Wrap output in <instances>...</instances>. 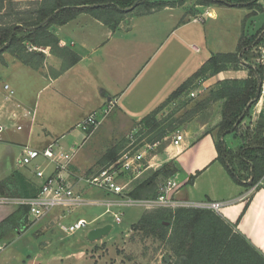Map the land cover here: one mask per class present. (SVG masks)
I'll return each instance as SVG.
<instances>
[{
    "label": "crops",
    "instance_id": "0c3cea01",
    "mask_svg": "<svg viewBox=\"0 0 264 264\" xmlns=\"http://www.w3.org/2000/svg\"><path fill=\"white\" fill-rule=\"evenodd\" d=\"M212 5L208 8L203 7V11L196 15L202 16V19L197 22L205 24L206 17L211 18L212 21L216 20L219 11ZM223 5L246 7L249 13L260 11V7L257 8L259 0L253 9L247 6ZM179 9L165 6L150 14L130 17L126 28L122 29V25L120 26L122 30L119 27L112 31L88 13L81 14L87 16L86 21L90 25L98 26L93 33L88 30L87 25L74 23L80 14L65 24L57 25L54 32L59 37V44L78 51L80 59L56 77L51 76L47 69L36 70L15 61L9 55H1L3 61L0 63L2 72L0 79V182L6 183L0 188V194L11 197L23 196L26 182L38 187L39 180L34 175L33 166L21 163L23 147L29 145L41 149L52 141H57L69 150H75L68 180L78 191V186H82L78 177L96 173L104 164L100 162L103 155L111 150V147L107 148V145L112 142L117 143L115 147L117 150L120 147L118 144L120 138L114 140L112 137L110 140L111 137H109L107 143L100 146L101 150L98 153L89 152L86 155L82 153L81 146H78V150L75 148L78 142L71 132L72 128L92 111L103 109L111 99L116 102L110 114L117 109L121 116V119L118 118L113 123L115 127H121L129 122L131 125H136L134 129L136 134L139 133L141 120L161 105L209 58L206 55L201 57L198 55L195 64L188 60L190 72L179 81L171 78L169 72L170 62L167 63V60L173 55H163L160 63L149 66V61L154 55H147L145 52L148 46L153 44L155 35L151 32L140 35L139 32L142 27L145 31L148 30L147 24L143 23L156 14L161 16L163 25L174 21L167 34L175 36L177 34L175 46L189 45L195 53L200 51L193 41L199 37L204 40L205 35L200 28L195 29L189 26L190 23H197L192 21L196 16L186 19ZM205 12H208L209 16H206ZM175 19H177L176 23ZM187 26L190 27L188 31L181 30L188 28ZM263 32L264 29L259 36ZM252 34L254 32L251 34L242 32L240 37L243 35L247 39ZM143 37L144 40H142ZM237 47L238 44L234 51ZM174 52L178 53L175 49ZM186 64L187 60L183 59L181 66L179 65L180 67L176 69L178 71L175 70L176 74L174 72L172 75L180 74L186 68ZM247 76L248 68L244 65L234 69L227 68L201 81V88L197 91H203V94L216 81L224 78H246ZM5 85L8 87L6 88ZM214 104L218 106L214 123L216 125L220 119L221 101ZM168 107L169 105L165 106L164 110ZM55 108L62 110V115L57 118L52 117ZM75 112L76 119H74ZM108 116L101 120L92 133L100 129ZM18 126L21 128L19 129ZM205 126L206 122H203L192 134L189 130L184 132V138L177 146L170 142L161 151L155 153L149 151L144 158L141 172H133L128 182L126 181L128 193L134 185H142L163 164L173 161L176 172L167 178L177 177L176 180L180 181V183L177 181L180 184L177 194L191 200L229 201L219 207L218 214L264 253V185L251 192L250 186L238 183L225 163L217 158L216 138L212 132L204 130ZM225 136L220 139L223 140ZM239 144L240 142L236 143L232 148L227 145L226 147L233 149ZM118 153L117 150L116 155ZM157 180L162 182L159 176L156 177L155 181ZM188 182H191L189 191H181ZM106 195L104 192V196ZM18 208L19 206L13 204H0V223L9 216L17 215ZM14 220L15 225L23 221L22 217ZM14 229H12L13 233H18V229ZM9 231L11 230L7 232ZM4 249L5 247L0 254Z\"/></svg>",
    "mask_w": 264,
    "mask_h": 264
},
{
    "label": "trees",
    "instance_id": "16d2710c",
    "mask_svg": "<svg viewBox=\"0 0 264 264\" xmlns=\"http://www.w3.org/2000/svg\"><path fill=\"white\" fill-rule=\"evenodd\" d=\"M17 1L0 0V12L7 10L6 15H0V54L8 50L14 53L22 64L44 71L43 61L46 55L41 49L34 47H48L51 54L62 59L59 71L53 74L49 72L51 76L56 77L75 64L80 56L74 49L59 44L60 40L52 29L53 25L65 24L81 13H88L114 31L119 28L126 15L127 17L146 15L168 5L183 4L186 0H30L32 6L28 9L19 8L18 3H15ZM199 1L202 5L231 4L253 9L258 0ZM135 2L137 4L132 10H126ZM93 4L99 5L82 7ZM4 17L7 19L4 20ZM263 29L264 25L247 39L242 35L236 51L210 56L161 105L141 120L145 126L157 132L152 142L162 140L167 133L178 129L175 125L170 127L175 120L171 121L172 124L170 122L160 126L162 123L158 122L157 115L165 106L174 103L176 99H181L183 95L190 96L192 89L198 87V80L203 81L219 71L244 65L248 68L246 78H224L216 81L201 100L196 101L191 108H185L183 117L178 118L184 120L186 114L194 115L208 104L221 101L220 119L215 125L217 134L225 136L232 133L235 136L239 133L240 144L231 149L224 145L223 140L216 138L217 158L225 163L238 183L253 186L262 182L258 187L264 185V115L258 117L251 131L250 123L244 126L245 118L258 100L256 98L262 67L255 65L254 60L257 56L256 47L264 40V32L259 36ZM27 45L32 49L27 50ZM185 120H188V117ZM116 153L117 150L112 148L103 155L100 162L105 164L115 161L118 157ZM175 172V164L168 161L154 171L142 185H135L129 194L135 197L155 196L160 184L158 182L160 180L155 181L156 177H161L163 182ZM5 183L1 181L0 188L4 187ZM37 191V185H29L26 182L23 196L34 195ZM27 211L25 206H20L17 215L4 219L0 223V238L15 227L14 219H20ZM163 221L170 222V228L163 225ZM133 227L144 230L147 235H152L160 228L162 233L159 237L166 238L170 246L173 258L170 264H264V253L226 219L210 209L178 208L172 211L166 208L148 209Z\"/></svg>",
    "mask_w": 264,
    "mask_h": 264
},
{
    "label": "rangeland",
    "instance_id": "374dc122",
    "mask_svg": "<svg viewBox=\"0 0 264 264\" xmlns=\"http://www.w3.org/2000/svg\"><path fill=\"white\" fill-rule=\"evenodd\" d=\"M15 3H18V6H20L19 8L22 9H24V7L28 9L32 6L30 0H18ZM199 3V0H186L183 4L177 3L174 6L168 5V7L180 8L179 11L185 15L186 19H190L199 14V12H202L203 7H209V5H202ZM212 6L219 11L216 20L212 21L211 18L206 17L204 19L205 24H203V22L189 24L191 28H200L205 35L204 40L199 37L193 41L194 44L200 48V51L197 53L191 50L189 45L182 47L175 46L174 43L177 34L176 36L168 35L174 21L163 25L161 16H157V14L156 16L148 18V20L143 23L144 25L147 24L148 30L145 31V28L142 27L139 33L141 35L145 32H151L152 35L153 33L155 35L153 37V44L149 45L145 52L147 55H154L152 60L149 61V66H156L160 63L163 55H173L167 60V63L170 62L169 72L171 78H174L176 81L183 80L191 69L188 65V60L195 64L199 57L198 55H200V57L203 55L210 57L219 52L234 51L242 32L244 34L255 33L258 31V28L264 25V0H259V6H257V8L260 7V11H256L255 13H249L246 7L224 6L223 4H213ZM262 7L263 10H261ZM0 13H2L0 15L4 16L7 14V10H2ZM206 16H209V14ZM86 17L87 16L80 14L74 23H79L80 25L83 23L84 26L87 25L88 30L93 33V30L97 29L98 26L90 25L86 21V19H88ZM130 17L131 16L127 17L126 15L120 22L119 27L122 25V29L126 28ZM6 19L7 17H4V20ZM176 22L177 19H175V23ZM121 27L120 30H122ZM190 27H185V29L181 30L188 31ZM56 28L57 25L52 26L53 31L56 30ZM85 28L87 29V27ZM99 28L102 29L101 27ZM142 40H144V37ZM26 48L27 50L32 49L29 45H27ZM34 48L38 50L41 49L46 55L43 61V69H47L51 74L59 71L62 63L60 57L51 54L48 47ZM173 48L178 51V53H175ZM0 55H9L13 57L15 61L21 63V60L8 50L2 52ZM183 59L187 60L186 68L181 71L180 74L172 75L177 67L179 65L181 66ZM2 61L3 58L0 59V63ZM177 71L178 70H176V72ZM1 76L0 64V79ZM192 91L195 92L194 96L183 95L181 99L174 100V103H171L166 110L163 108L158 113V122L162 123L160 126H165L172 120H175L176 122L170 127L175 125L177 128L181 129L183 133L189 130L192 134L200 123L206 122L204 130L212 132L215 138L220 139V136L217 134V128L214 125L217 116L216 109H218L216 104L213 105V103H210L197 111L194 115L186 114L188 120H185L186 118H184V120H179L178 117H183L185 108H191L196 101L201 100L207 93L205 92V94H202L203 91L198 92L196 88H193ZM110 112L107 114L109 116L104 120L100 129L94 133L88 135L82 131V129L76 127V125L72 128L73 130L71 129L72 134L76 136L75 139L78 142L77 145H75L76 149L78 146H81L80 149H82V153L84 152L86 155H88L89 152L98 153L101 150L100 146L106 144L109 137H111L110 140L114 137V140L115 138L116 140L120 138L118 141L120 147L117 149L119 152L117 156H119L120 153L128 147L132 140V135L134 136L135 149H139V147L140 149H144L147 145H150L152 148H148V151L155 153L165 148L172 140L173 131L167 133L162 140L152 142V138L156 136L157 132L151 130L150 127L146 128L143 122L140 124L141 128L137 134L134 129L136 125H131L129 122L123 124L121 127H115L113 123H115L118 118L121 119V116L117 109L111 114ZM60 115H62V110L55 108L52 117L57 118ZM260 115H264V98L262 102H255L252 106L250 114L244 120V126L250 123L249 125L251 128H249V130L251 131L252 127H255L256 121ZM75 116L76 112L74 113V117ZM74 119H76V117ZM170 124H172V122ZM66 134L68 135L69 131ZM223 140L225 146L227 145L232 148L233 145L240 142V134L238 133L235 136L226 135ZM154 143L155 145L153 146ZM116 144L117 143L113 144L112 142V144L107 145V148L108 146L111 147V149L115 148ZM64 148L69 150L68 147L64 146ZM111 162L114 161H109L108 163ZM108 163L103 164L102 167ZM130 177V174H122L120 180L128 182ZM177 181L180 183L178 179ZM80 183L82 186H78V192L80 191L81 193H79L82 196H104L102 190L87 186L82 182ZM190 184L191 182L186 183L183 188H181V191H189ZM251 187L252 186H250V189ZM145 192L146 190H144V193ZM191 196L192 194L190 192V197ZM145 211L146 210L140 206L124 207L121 210V222H115L110 213L104 214V209L101 207L83 206L77 207L69 212H63L61 209L55 208L38 220H35L28 212H24L22 215L23 221L19 225H15V229L12 228L14 230L18 229V233H13V230L10 229L11 231L6 232L5 235L0 238V244L5 247L4 251L0 254V264H170L172 258L169 249L170 246L167 244L166 238L162 239L159 237L162 233L161 229H156L152 235H147L144 230L135 229L133 227ZM97 216L99 217L92 221L87 228L77 230L73 233L65 230L68 225L72 224L80 217L92 220ZM106 223L112 225V229L108 234L93 241L87 239V231L89 229L102 226ZM162 224L165 226L167 225L168 228H170L171 225L168 221H163Z\"/></svg>",
    "mask_w": 264,
    "mask_h": 264
},
{
    "label": "built area",
    "instance_id": "2783aa9c",
    "mask_svg": "<svg viewBox=\"0 0 264 264\" xmlns=\"http://www.w3.org/2000/svg\"><path fill=\"white\" fill-rule=\"evenodd\" d=\"M205 14H209L205 12ZM202 16H196L192 21L197 22ZM257 56L255 65L261 66L262 71L259 78V97L256 103L262 102L264 98V40L256 47ZM198 87L201 88V81L198 80ZM7 88L8 85H5ZM195 92L191 91L190 96ZM115 100L111 99L101 110L92 111L86 115L76 127L82 129L88 135L91 134L100 124L101 120L113 109ZM20 129L21 126H18ZM184 138L181 129L173 132L171 144L177 146ZM131 142L128 147L120 153L117 160L100 168L96 173L82 175L78 180L87 186H92L104 191L107 195L103 197H85L76 189L74 184L68 180L70 164L75 155V150H66L57 141H52L41 149H36L29 145L23 147L21 163L32 165L35 177L39 180L38 191L31 196H7L0 194V204H13L25 206L28 214L35 220L42 218L53 209L58 208L63 212H69L77 207L91 206L101 207L104 214L110 213L115 222H121L122 208L127 206H140L145 210L166 208L175 210L178 208H201L210 209L218 213L219 207L229 201L215 200H191L180 197L178 189L180 184L175 177H169L159 184L157 194L152 197H135L128 193L127 183L120 180L122 174H132L141 172L143 161L146 157L148 148L135 149L134 136L131 135ZM155 143L153 144V146ZM259 182L251 187V191L258 187ZM231 202V201H230ZM99 216L92 220L84 217L78 218L75 222L68 225L65 230L73 233L77 230L87 228L88 225ZM0 244V251L3 249Z\"/></svg>",
    "mask_w": 264,
    "mask_h": 264
},
{
    "label": "water",
    "instance_id": "95a60500",
    "mask_svg": "<svg viewBox=\"0 0 264 264\" xmlns=\"http://www.w3.org/2000/svg\"><path fill=\"white\" fill-rule=\"evenodd\" d=\"M136 4H137V2H135L133 5L128 7L126 10H128V11L132 10ZM98 5L99 4H93V5H86V6H82V7H96ZM239 56H240V54H239ZM259 85H260V83H259ZM258 97H259V92L257 94L256 100L258 99ZM250 105H251V103H249L248 106H250ZM222 137H223V135L220 136L221 139H222ZM111 229H112V225L110 223H106L102 226L93 227L87 231V239L89 241L100 239L102 236L108 234Z\"/></svg>",
    "mask_w": 264,
    "mask_h": 264
}]
</instances>
